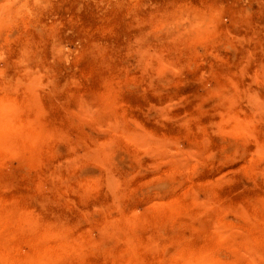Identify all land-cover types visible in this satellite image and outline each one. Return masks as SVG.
I'll list each match as a JSON object with an SVG mask.
<instances>
[{"label": "rangeland", "instance_id": "374dc122", "mask_svg": "<svg viewBox=\"0 0 264 264\" xmlns=\"http://www.w3.org/2000/svg\"><path fill=\"white\" fill-rule=\"evenodd\" d=\"M0 264H264V0H0Z\"/></svg>", "mask_w": 264, "mask_h": 264}]
</instances>
